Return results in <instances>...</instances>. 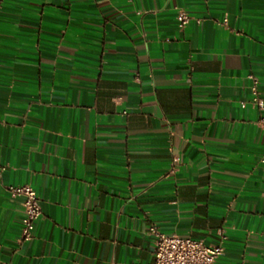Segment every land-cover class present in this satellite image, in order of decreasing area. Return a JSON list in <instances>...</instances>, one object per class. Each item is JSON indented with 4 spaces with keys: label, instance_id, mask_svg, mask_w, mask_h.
Listing matches in <instances>:
<instances>
[{
    "label": "crops",
    "instance_id": "crops-1",
    "mask_svg": "<svg viewBox=\"0 0 264 264\" xmlns=\"http://www.w3.org/2000/svg\"><path fill=\"white\" fill-rule=\"evenodd\" d=\"M254 87L264 0H3L0 264H149L153 224L264 264Z\"/></svg>",
    "mask_w": 264,
    "mask_h": 264
},
{
    "label": "built area",
    "instance_id": "built-area-1",
    "mask_svg": "<svg viewBox=\"0 0 264 264\" xmlns=\"http://www.w3.org/2000/svg\"><path fill=\"white\" fill-rule=\"evenodd\" d=\"M2 1L0 0V8ZM191 20L192 18L187 12L180 11L181 25H186ZM227 21L225 18L223 23L226 25ZM253 92L254 102L259 108L264 109V99L258 96L256 87L253 88ZM124 113L127 112L124 111ZM260 124L264 126V118L261 119ZM8 190L12 197L22 199L25 214L21 228V240L23 242L30 241L34 238L36 221L43 213L40 198L35 188L30 184L11 185ZM149 234L155 239L154 259L149 264H218V259L225 252L226 236H222L219 244L207 245L202 240L191 237L166 234L154 224L149 227Z\"/></svg>",
    "mask_w": 264,
    "mask_h": 264
}]
</instances>
